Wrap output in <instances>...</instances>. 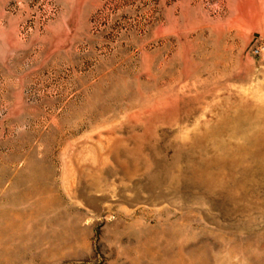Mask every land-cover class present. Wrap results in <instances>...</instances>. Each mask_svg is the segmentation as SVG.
I'll return each mask as SVG.
<instances>
[{
    "label": "rangeland",
    "instance_id": "374dc122",
    "mask_svg": "<svg viewBox=\"0 0 264 264\" xmlns=\"http://www.w3.org/2000/svg\"><path fill=\"white\" fill-rule=\"evenodd\" d=\"M264 0H0V264H264Z\"/></svg>",
    "mask_w": 264,
    "mask_h": 264
},
{
    "label": "built area",
    "instance_id": "2783aa9c",
    "mask_svg": "<svg viewBox=\"0 0 264 264\" xmlns=\"http://www.w3.org/2000/svg\"><path fill=\"white\" fill-rule=\"evenodd\" d=\"M253 51H254L253 53L255 55H257V56L264 54V45H258V46H256Z\"/></svg>",
    "mask_w": 264,
    "mask_h": 264
}]
</instances>
